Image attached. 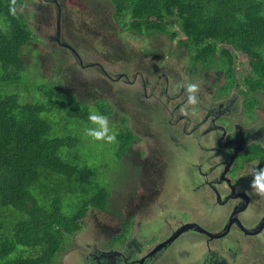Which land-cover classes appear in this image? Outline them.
I'll list each match as a JSON object with an SVG mask.
<instances>
[{"label":"trees","instance_id":"16d2710c","mask_svg":"<svg viewBox=\"0 0 264 264\" xmlns=\"http://www.w3.org/2000/svg\"><path fill=\"white\" fill-rule=\"evenodd\" d=\"M24 1L0 0L4 24L0 27V79H11L13 86L9 92L0 88V264H55L65 240L83 230L90 209L123 216L111 207L115 178L107 181V174L125 165L132 171V147L139 137L125 113L114 105L121 114L110 125L116 138L105 139L114 147H109L114 160L93 163L83 157V147L89 144L84 130L94 126L89 113L114 118L116 112L103 99L92 104L80 100L68 91L70 83L65 79L64 84L60 75L57 81L48 80L26 69L23 51L35 36L18 10ZM109 2L121 33L127 30L142 43L166 34L171 44L176 42V51L185 49L189 54L195 73L224 68L227 82L222 90L230 91L242 82L249 90L264 93V0ZM156 47L151 54L158 53ZM237 50L251 64L250 72L245 70L238 80L234 71ZM115 51L117 60H125L130 53L122 46ZM69 73L64 70L61 75L73 78ZM106 76L116 79L107 71ZM171 81L177 90L178 83L173 77ZM20 87L34 92L35 98L40 91L45 96L22 100ZM249 106L251 111L256 102L250 100ZM161 109L155 107L157 112ZM123 223L122 238L131 226L128 218Z\"/></svg>","mask_w":264,"mask_h":264},{"label":"rangeland","instance_id":"374dc122","mask_svg":"<svg viewBox=\"0 0 264 264\" xmlns=\"http://www.w3.org/2000/svg\"><path fill=\"white\" fill-rule=\"evenodd\" d=\"M57 2L61 4V11L56 6ZM111 8L112 4L109 0H25L18 7V10L21 9L22 14L25 15L26 23L35 36V39L25 46L23 51L26 69L31 73L37 72L35 76H42L48 78V80L57 81L61 78L65 84L66 79L70 83L67 86L68 91L75 93L84 102L92 104L99 99H103L112 105L115 112L116 106L125 113L128 125L135 130L134 132L139 137L132 147L134 150L131 155L133 160L129 163L130 171H132L129 173L128 165H125L120 171L107 174V181L113 177L115 178L111 207L123 213V216L113 212L90 209L84 219L83 230L70 235L65 240L63 249L56 256L57 262L55 264H89L83 255L85 250L86 252L89 251L88 243H95L104 250L115 246L120 247L118 242L125 238L120 235L123 231V221L128 218L127 214H129V212L127 213L129 207L126 205V199L133 191L137 201L141 196L150 167L149 165L148 167L145 166L147 159L153 162L157 158L156 161L159 164L164 163L165 177L163 178H165V183L159 195L158 208L155 206L151 208L154 216L148 221L146 217L141 219L143 223L140 225L141 230L137 235L138 238L145 239L143 236L146 235L147 246L149 248L156 247L158 241L168 236V227L163 212L169 210H175L177 213L178 210L186 211L187 209L192 214V219L201 222L207 221L198 208L192 207L187 202L183 187L178 185V183H182V172L187 169L186 165L189 159L187 157L188 152L179 147L185 139L182 138L185 135L174 130L175 125L178 124L182 128L184 124V119L179 118L180 115L191 117V124H195L200 120V112L193 113L194 106L192 104L181 103L182 95L175 97L176 93L174 91L169 94H156L152 86L162 88L164 76L160 71L165 70L172 75L178 84L184 81L196 83L202 87V84L208 86L211 82H215V87H211L210 91L214 93L211 97L213 98L215 95L217 99L219 98L220 86L226 77L225 69L219 68V72L216 71L217 69L209 70L207 75H205V71L195 73V64L190 60L186 51L167 53L170 47L164 39L156 41L157 47L155 50L161 53V58L149 53L152 49L150 42L135 41L128 35L127 30L122 33L119 31L121 25L118 26L112 18ZM50 10L56 12V29L60 28L61 37L72 49L58 44L55 39L41 36L43 34L54 35L56 32V30L54 32L52 28L47 26L44 20L46 15H50ZM2 25L4 24L0 21V27ZM37 31L40 38L36 36ZM117 46H122L127 52H130L125 60H117L118 50L115 51ZM175 47L176 43L174 42L171 44V48ZM151 62L157 65L160 70H153V75L149 76V74L142 71L147 67L152 69L149 66ZM236 62H239L238 58L235 59V66ZM247 64L250 63L247 62ZM82 65L87 66L82 69ZM64 70L71 72L68 75H74L73 70H78V73L73 78L71 76L63 77L61 72ZM105 71L112 74L116 79L110 83V77L103 75ZM236 71L239 76L240 71L245 75L246 72L241 62L236 66ZM155 73L156 76H154ZM58 75H60V78H57ZM12 87L11 79H0V88L9 92ZM240 88L247 95H244L245 102L242 101L240 106L242 111L233 122H240L244 128H247L259 118L258 114L261 118L264 117V94L245 91L247 90L245 85H241ZM242 90L240 91L242 92ZM40 92L39 95L44 97V92ZM18 93L21 99L25 101H37L40 98V96L35 98L34 92L27 91L24 87H20ZM250 98L258 101L260 106V108H257L258 114L256 109L249 111L245 108V104L249 105ZM211 102L213 101H208V103ZM155 106L162 108L157 115H154ZM108 118L110 125H112L114 120L121 119V114L116 112L114 118H112V114ZM231 125L232 123H229L227 127H231ZM263 135L264 133L261 132L257 136L264 137ZM205 138H208V136ZM88 139L89 144L83 147L82 150L83 157L90 158L93 163L101 159L111 162L114 160V155L109 149V147H113L111 144L107 143L106 140H95L89 136ZM173 141H177L179 145L175 146L176 142ZM204 143L210 145L212 140ZM178 148L181 151V156H179ZM136 152L139 154L137 157L135 156ZM263 152L264 148H261L260 144L253 140L247 155L251 156L253 161H261L264 156ZM243 162V158H240L238 165L241 166ZM145 169L148 171L146 172ZM253 172H255L254 169ZM175 185L180 190V197L174 195ZM64 202L69 204L67 201ZM255 211V208H252L250 216L254 215ZM177 214L180 215V213ZM96 218L112 226L110 227L111 234L103 233L99 229L100 224L96 221ZM134 218H130L132 230L130 236L136 234V228L138 227ZM211 221L216 222L217 220L212 218ZM114 227L119 228V230L112 231ZM120 228L122 229L120 230ZM158 229L163 231V237L159 239L158 235L154 233ZM183 243L188 244L189 241L181 238L176 245H183ZM193 248H200V245H195ZM91 251H93V248ZM247 251L249 254L250 250ZM176 262H179V259H176Z\"/></svg>","mask_w":264,"mask_h":264},{"label":"flooded vegetation","instance_id":"af4514ba","mask_svg":"<svg viewBox=\"0 0 264 264\" xmlns=\"http://www.w3.org/2000/svg\"><path fill=\"white\" fill-rule=\"evenodd\" d=\"M56 6L61 11L59 2ZM45 23L55 32L53 21L45 20ZM41 36L55 39L58 44L72 49L61 37L59 27L54 35ZM158 57L161 58V56ZM149 66L152 69L147 67L142 72L153 75L154 71L160 70L153 62ZM243 67L250 72L251 64L246 63ZM208 71H205V75ZM216 71L219 72V70ZM234 71L238 80L242 72L240 71L239 76L236 68ZM160 72L164 76L163 84L162 88L152 86L155 93L169 94L174 91L175 97L182 95L181 103L188 104L186 90L183 87L174 89L172 75L165 70ZM223 80L217 99L215 95L211 97L214 93L210 91L211 87H215V82H211L208 86L202 84V87L197 84L199 102L193 105V113L200 112V120L191 124V117L180 115L179 118L184 119L183 129L178 124L174 127L175 132L185 135L179 147L188 152L189 159L187 169L182 172V183L178 185L183 187L187 202L192 207L198 208L207 221L192 219V214L187 209L186 211L178 210L177 213L181 216L175 210H169L163 212L168 236L158 241L156 247L147 246L146 235L143 236L145 239L138 238L140 225L143 223L141 219L146 217L148 221L154 216L151 208L154 206L158 208L159 195L165 183L164 163L159 164L156 161L157 158L153 162L147 159L145 166L150 167L149 171L145 169L146 172L148 171V178L145 180L141 196L138 201L135 195L131 196V193L127 199L125 198L126 205L129 207L127 209L129 222L131 217H135V223L138 225L136 234L130 236L132 232L130 227L127 236L118 242L120 247L115 246L108 250L99 248L95 243H88L89 251L85 250L83 255L89 264H247V262L264 264V189L253 187L256 173L264 169V156L261 161H253L251 156L247 155L253 140L264 148V137L257 136L261 132L264 133V117L261 118L258 114L257 108H260L258 101L250 98L249 100L256 102L254 109L257 110L259 118L247 128H244L240 122H233L242 111L240 106L244 101V95L247 94L235 86L230 91L222 90L227 77ZM246 89L245 91L249 92H261L249 90L247 87ZM209 100L213 102L208 103ZM249 107L245 104L246 109ZM158 113L154 110V115ZM229 123H232L231 127H227ZM206 136L208 138H205ZM211 140L210 145L204 143ZM173 142H176L175 146L179 145L177 141ZM178 151L181 156L179 148ZM240 158L244 161L241 166L238 165ZM187 180H189L188 183ZM177 188L178 186L175 185L173 192L176 197H180L181 193ZM252 208H255L257 214L255 211L254 215L250 216ZM212 218L217 221H211ZM96 221L100 224L99 229L103 233L111 234V225L103 223L98 218ZM187 223H197L203 229L198 226L184 227ZM117 230L119 228L112 229V231ZM176 232H180L179 236L174 241L165 243ZM154 233L158 235V239L163 237L161 229ZM214 234L223 235L215 237ZM181 238L189 243L176 245ZM198 244L200 248H193ZM92 248L93 251H91ZM247 250H250L249 254ZM176 259H179L181 263L176 262Z\"/></svg>","mask_w":264,"mask_h":264},{"label":"clouds","instance_id":"9594fccd","mask_svg":"<svg viewBox=\"0 0 264 264\" xmlns=\"http://www.w3.org/2000/svg\"><path fill=\"white\" fill-rule=\"evenodd\" d=\"M105 4L107 5L108 3H105ZM55 17H56V12L50 10V15L48 17L45 16V20L46 21H53L55 23ZM54 25H55V30H56V23ZM37 34L38 35H36V36L38 38H40V34L38 33V31H37ZM159 39H164L167 43H169L170 49H169V51L167 53H179V52H182V51H176V49H175L176 47L175 48H171V39L166 34H158L157 36L152 38V42H150L152 48L157 46V42L156 41L159 40ZM174 42L175 41H173L172 44ZM183 51H185V49H183ZM150 52H152V51H150ZM235 52H236V58H238L239 62H241L242 67L245 66V64L248 61L246 60V57L243 54V52L240 51V50H237ZM238 52H240V53L238 54ZM154 55L162 56L161 53H155ZM188 57L190 58L189 54H188ZM239 62H236V66L238 65ZM82 69H85V67H82ZM244 69L247 71L246 67ZM217 70H219V69H217ZM220 70H222V69H220ZM77 73H78V70H75L74 76ZM154 76H156V74ZM204 77H205V75H204ZM142 81H145V80H142ZM241 85H243V83H241ZM180 87H183L186 90V92L188 93V102L190 104H192V105H197L198 102H199V98L197 96L198 85L196 83H190V82L187 83V82H185V83L178 84V88H180ZM238 88L240 89V87H238ZM88 120L94 126H89V127L85 128L84 131H85L87 136L92 137L95 140H105V139H107L108 141L115 140L116 133L112 130V127L110 126V121H109L108 116L100 114V113L95 112V111H92V112L89 113ZM253 187L257 188V189H264V169H261L259 172L256 173L255 179L253 181Z\"/></svg>","mask_w":264,"mask_h":264},{"label":"water","instance_id":"95a60500","mask_svg":"<svg viewBox=\"0 0 264 264\" xmlns=\"http://www.w3.org/2000/svg\"><path fill=\"white\" fill-rule=\"evenodd\" d=\"M194 226H198V228L203 229L197 223H187V224L184 225V227H194ZM179 234H180V232L174 233L168 240L165 241V243H170V242L174 241L179 236ZM223 234H225V233H223ZM223 234H214V236L218 237V236L223 235Z\"/></svg>","mask_w":264,"mask_h":264},{"label":"bare ground","instance_id":"6f19581e","mask_svg":"<svg viewBox=\"0 0 264 264\" xmlns=\"http://www.w3.org/2000/svg\"><path fill=\"white\" fill-rule=\"evenodd\" d=\"M26 3V2H25ZM60 21V20H59ZM111 27V26H110ZM113 31V30H112ZM147 36V35H146ZM157 36V35H156ZM155 37V36H154ZM102 39V38H101ZM34 40V39H33ZM100 40V39H99ZM69 42V40H68ZM111 43V42H110ZM107 45V44H106ZM108 46V45H107ZM162 52V51H161ZM166 55V54H165ZM101 65V64H100ZM121 74V73H120ZM110 81V80H109ZM114 86V85H113ZM117 177V176H116Z\"/></svg>","mask_w":264,"mask_h":264}]
</instances>
